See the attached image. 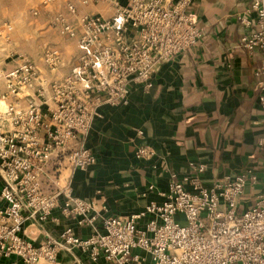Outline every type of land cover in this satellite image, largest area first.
Segmentation results:
<instances>
[{
    "label": "built area",
    "instance_id": "2783aa9c",
    "mask_svg": "<svg viewBox=\"0 0 264 264\" xmlns=\"http://www.w3.org/2000/svg\"><path fill=\"white\" fill-rule=\"evenodd\" d=\"M192 2L67 0L48 25L75 42L70 71L56 78L62 52L47 45L43 70L21 58L0 73V259L58 264L60 252L78 251L91 262L102 257L115 264H264V194L241 201L244 188L258 183L255 168L205 185L207 166L189 161L184 173L169 175L166 191L156 192L160 201L130 215H112L104 202L75 197L69 177L62 176L63 168L86 171L95 163L86 140L103 108L126 106L134 87L149 91L158 65L201 40L202 29L189 11ZM97 4L110 6L113 14L104 18L78 8ZM237 20L243 28L240 48L261 56L254 76L264 130V0H250ZM11 31L4 22L0 36L7 40ZM257 148L264 160V134ZM152 157L148 146L134 151L136 160ZM55 208L73 225L38 245L27 241L23 226L45 223ZM76 227L89 235L79 237Z\"/></svg>",
    "mask_w": 264,
    "mask_h": 264
},
{
    "label": "crops",
    "instance_id": "0c3cea01",
    "mask_svg": "<svg viewBox=\"0 0 264 264\" xmlns=\"http://www.w3.org/2000/svg\"><path fill=\"white\" fill-rule=\"evenodd\" d=\"M0 1L5 2L0 23L12 27L5 42L13 43L12 34H24L28 22L35 21L37 24L30 29L34 33L45 29L62 52L63 65L56 71V78L66 75L74 64L75 42L61 38L48 20L52 14L64 11L67 0H54L46 7L40 5L43 0ZM249 4L250 0H193L189 11L202 29L201 40L158 65L149 91L134 87L126 106L102 109V118L94 121L86 140L95 163L86 171L62 170V176L69 177L67 183L75 197L94 199L98 205L104 202L112 215L138 213L150 201H160L156 192L166 191L169 175L184 173L189 161L207 166L202 176L205 185L215 178L255 168L258 183L244 188L241 201L248 203L256 195L264 194V160L257 148V141L264 134L263 114L254 76L261 56L258 52L249 55L239 46L243 28L237 17L248 10ZM78 8L104 18L113 14L112 8L104 4ZM30 14L35 18L29 19ZM43 40L40 39V49L47 46ZM67 49L71 52L67 53ZM41 52L39 57L34 55V61L25 56L20 59L25 58L43 70ZM3 71L6 70L0 73ZM136 129L142 131L141 137ZM141 145L153 152L150 161L134 158L135 149ZM52 164H56L55 159ZM151 185L155 192L148 191ZM65 225H73V221L65 219L55 208L49 220L41 225L26 223L21 234L38 245L57 238ZM75 232L85 238L90 231L76 227ZM133 254L148 261L140 250ZM57 262L115 264L102 257L91 262L78 251L60 252ZM0 264L22 263L10 258L0 259Z\"/></svg>",
    "mask_w": 264,
    "mask_h": 264
},
{
    "label": "rangeland",
    "instance_id": "374dc122",
    "mask_svg": "<svg viewBox=\"0 0 264 264\" xmlns=\"http://www.w3.org/2000/svg\"><path fill=\"white\" fill-rule=\"evenodd\" d=\"M5 6V2L0 1V16L2 15V8ZM31 17L35 18L30 14L29 19ZM30 20V21H31ZM2 23V22H1ZM0 23V28L1 24ZM30 23L28 27H24L23 33H13L12 34V42L13 43H8L5 42V36H0V71L1 70H7L11 67L15 66L16 61H19L20 57H27L31 59V61L36 60L35 57H39V53L41 52L39 48L40 46V39H44L43 42L47 45H52L54 46L55 44L52 43V38L51 36L46 33V30H41V32H36L34 33L33 30L30 28L37 24L35 21L33 23ZM31 26V27H30ZM28 28V30H26ZM47 29V28H46ZM43 43V44H44ZM67 53H70V49H67ZM37 55V56H34ZM34 56V57H33Z\"/></svg>",
    "mask_w": 264,
    "mask_h": 264
}]
</instances>
